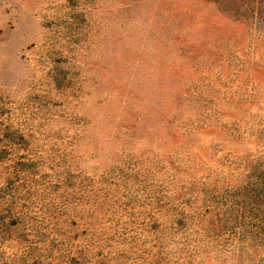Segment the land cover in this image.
<instances>
[{"label":"rangeland","instance_id":"1","mask_svg":"<svg viewBox=\"0 0 264 264\" xmlns=\"http://www.w3.org/2000/svg\"><path fill=\"white\" fill-rule=\"evenodd\" d=\"M0 264H264V0H0Z\"/></svg>","mask_w":264,"mask_h":264}]
</instances>
